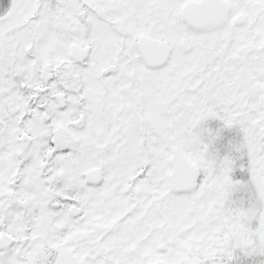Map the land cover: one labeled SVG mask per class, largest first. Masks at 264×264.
Returning <instances> with one entry per match:
<instances>
[{
	"label": "snow or ice",
	"instance_id": "1",
	"mask_svg": "<svg viewBox=\"0 0 264 264\" xmlns=\"http://www.w3.org/2000/svg\"><path fill=\"white\" fill-rule=\"evenodd\" d=\"M0 264H264V0H0Z\"/></svg>",
	"mask_w": 264,
	"mask_h": 264
}]
</instances>
